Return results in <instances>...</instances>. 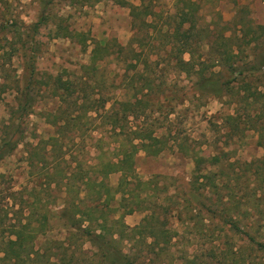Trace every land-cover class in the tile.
<instances>
[{
  "label": "rangeland",
  "instance_id": "rangeland-1",
  "mask_svg": "<svg viewBox=\"0 0 264 264\" xmlns=\"http://www.w3.org/2000/svg\"><path fill=\"white\" fill-rule=\"evenodd\" d=\"M128 1L134 5L142 3V0ZM153 2V9L159 12L158 17L168 23L166 29L187 39L191 50L184 54V58L190 60L193 53L197 62L207 61L206 65L214 71H205L203 75L196 72L191 76L178 73L170 64V59L174 61L175 58L161 55V66L165 65L162 75L172 81L171 96L178 100L172 103L179 111L173 131L179 133L180 138H187L192 149H201V156L210 161L216 159L229 163L228 158L232 161H251L262 157L264 138L250 125L256 123L263 128L260 131L264 130V0L253 10H250L246 0H200L194 17L182 26L178 24L181 21L178 12H181L184 1ZM232 2H235L233 7L230 6ZM60 20L73 31L89 34L91 39L87 51L82 50L76 40L78 37L56 36V24ZM38 22L39 32L33 35V26ZM133 35L131 8L113 0H0V142L10 130H16L24 137L12 154L0 162V241L4 236H10L13 225L19 223L16 219L21 218L24 223L27 210L23 213L15 211L33 200L30 192L37 181L32 175L35 168L29 162L30 149L38 143L37 151L50 159L47 151L52 148V141L39 142L58 134L56 126L45 116L47 110H57L60 103L48 83L59 75L72 80L81 75L82 65L90 62L92 39L127 46ZM141 37L147 38L144 33ZM157 37L161 40L162 35ZM151 38L148 37L145 42ZM222 39H228L227 44L231 48L228 54H206L210 41H215L218 46ZM112 48L114 52L110 61L101 65L109 70L116 69L113 75L116 74L119 82L122 76L124 78L126 69L122 62L116 60L118 48ZM227 55L232 59L226 60ZM30 57L34 60L40 80L47 82L40 84L33 112L20 117L18 108L21 93L29 82ZM155 59L157 57L153 56ZM216 59L221 60L218 66L213 65ZM127 61L132 62V58ZM225 61L233 63V67L230 68ZM129 69L132 71L135 68ZM130 71L127 72L132 74ZM200 76L210 79L204 84L205 88L203 86L204 93L197 86ZM122 87L119 91L107 89L105 94L107 96L110 92L120 99H130L131 90L125 85ZM213 88L217 89V94L206 92ZM69 99L75 106L73 98ZM67 103L64 101V104ZM117 107L118 104L112 100L106 104L105 110L111 113ZM228 114L238 116L241 121V127H244L242 138L234 136L224 122ZM106 120L101 117L91 128L84 127L81 132L71 129L65 132L66 148L73 159L84 162L86 169L97 162L99 150L96 144L100 137L104 139L100 143L106 149L105 156L117 157L118 152L109 148L116 143L113 129L118 131L119 124L115 120H112L113 124H106ZM161 133L158 131L157 135L161 136ZM171 144L157 156L140 151L135 158V174L142 180L153 179L155 183H160L149 205H156L160 212L166 208L170 210V225L175 230V238L163 256L158 258L159 250L150 249L152 238L130 233L120 243L128 259L134 264H264V215L256 216L253 211L246 210V205H242L243 215L233 227L231 223H224L219 212L221 207H215V214L208 212L211 206L209 193L190 189L195 169L191 154L186 155L174 142ZM211 167L216 171V166ZM120 177V173H113L109 182L117 186ZM42 180L46 182L45 177ZM155 183L151 188L156 187ZM245 186L241 179L240 194H243ZM50 193L52 197L56 195V201L48 207L46 231L36 234L32 241L34 249L41 254L34 264H46L48 259H61L65 264H103L98 245L73 236L61 218L63 191L52 189ZM122 211L119 208L114 217H120ZM146 214L147 210H138L123 218L129 226L135 227ZM13 237L16 238L15 235ZM116 237L119 238L118 235ZM2 255L0 250V257ZM0 264L14 262L0 258Z\"/></svg>",
  "mask_w": 264,
  "mask_h": 264
},
{
  "label": "trees",
  "instance_id": "trees-1",
  "mask_svg": "<svg viewBox=\"0 0 264 264\" xmlns=\"http://www.w3.org/2000/svg\"><path fill=\"white\" fill-rule=\"evenodd\" d=\"M113 1L131 8L134 35L127 46L111 42L102 43L92 39L90 62L82 65V74L75 80L59 75L48 83L51 84L53 95L60 99V103L57 110H47L45 116L51 124L56 126L58 134L47 141L39 142L43 144L52 141V148L47 151L50 159L37 151L38 143L29 151L30 165L33 169L35 168L32 175L37 181L30 192L33 200L15 211V213L19 211L23 213L27 210L25 221L22 223L21 218L16 219L19 225H13L10 236H4L1 239L0 250L3 255L0 258L2 260L13 261L14 264H34L36 257L41 256L40 252L34 249L32 241L36 234L45 232L48 227V207L56 201V195L52 197L50 193L52 189L53 191L62 190L64 193V208L60 215L69 227L70 233L98 245L101 263L134 264L120 248V243L130 233H139L140 237L152 238L149 243L150 249L159 250L157 255L161 258L175 238V230L170 225L172 215L168 208L160 212L157 211L156 205H149L152 204L150 199L156 194L160 183H155L153 179L139 178L135 174V158L140 151L157 156L172 146L171 142H174L186 155L191 154L195 169L190 189L209 193L211 206L209 205L208 212L215 214L217 211L215 207H221L219 212L224 223H231L233 227L243 215L242 205H246V210L253 211L256 216L264 215V155L251 161L238 159L232 161L230 158L227 159L229 163L216 159L210 161L201 156L199 153L201 149H192L187 138H180V134L173 131L179 111L172 103L178 100L171 96L172 81L162 75L165 65L161 66L163 62L161 55L165 54L167 58L173 56L175 60L170 59V64L175 72L187 73L188 76L196 72L203 75V72L208 70L214 72L212 67L210 69L206 65L207 61L197 62L193 58V53L190 60L184 58V54L191 50L186 42L187 39L166 29L168 23L162 21L161 16L158 17L159 12L153 9L154 0H142L140 5H134L128 0ZM182 1L184 6L181 12H178V17L181 18L178 23L180 26L192 19L200 6V0ZM56 27V36L78 37L76 40L82 50H88L90 45L88 41L91 39L88 33L73 31L69 26L64 25L62 20L58 21ZM33 29V35L39 32V22L34 24ZM142 33L145 37L152 38L145 42L147 38H142ZM159 34L162 35L161 40H158ZM154 39H156L155 42H153ZM222 40L223 42L218 46L215 41H210L206 54L220 52L221 55L228 54L231 49L227 44L228 39ZM112 46L118 48L115 53L116 60L119 63L122 62L126 69L124 78L121 75L122 79L119 82L115 78L116 74L113 75L116 69L109 70L105 65H101L104 61L105 63L110 61L109 58L114 52ZM153 56L157 59L153 60ZM128 58H132V62H128ZM231 59L232 57L227 55L226 60ZM220 62L221 60L216 59L213 65L218 66ZM228 62L225 61L226 64ZM228 64L230 68L233 67V63ZM129 67L135 69L130 71ZM40 78L36 72L34 60L30 57L28 60L29 82L21 93L22 100L18 108L20 117L33 112L34 102L41 89L40 84L47 82ZM208 80L210 79L202 76L197 79V86L202 93H204L203 86L205 88L204 84ZM123 85L131 90L130 99H120L117 94L113 95L110 92L106 96L107 89L119 91L123 89ZM206 92L217 94V89H208ZM69 98H73L75 106ZM112 100L118 104V107L110 113L105 108L106 104ZM188 100L192 101L191 98ZM64 101L69 103L64 104ZM173 115L176 116L173 117ZM101 117L108 120L106 124L108 122L113 124L112 120L118 121L119 130L113 129L116 143L109 148V150L117 151L118 154L115 158H107L106 149L103 144L101 145L104 139L100 137L96 144L99 150L96 156L97 162L88 165L86 169L83 161L73 159L69 153V149L64 144L66 139L64 135L68 129L81 132L84 127L91 128ZM224 122L228 124L234 136L238 138L244 136L242 133L244 127H241L242 123L238 116L228 114ZM250 128L257 129L264 138V130L260 131L263 128H259L256 123H252ZM158 131L162 132L161 136L157 135ZM17 132L10 130L9 135L2 138L0 162L12 154L23 141V135ZM212 165L216 166V171L211 167ZM113 173L121 174L117 186L109 182V177ZM44 177L45 183L42 180ZM241 179L246 183L243 194L239 193ZM154 183L156 187L151 188ZM53 185L55 187H52ZM119 208L123 211L116 219L114 215ZM138 210H147L148 214L140 224L131 227L123 217ZM194 216L197 217L198 214ZM46 264H65V262L61 259L55 261L48 259Z\"/></svg>",
  "mask_w": 264,
  "mask_h": 264
},
{
  "label": "crops",
  "instance_id": "crops-1",
  "mask_svg": "<svg viewBox=\"0 0 264 264\" xmlns=\"http://www.w3.org/2000/svg\"><path fill=\"white\" fill-rule=\"evenodd\" d=\"M262 0H246V4L249 6L250 10H253L255 8V5L261 2ZM235 5V2L231 3V7Z\"/></svg>",
  "mask_w": 264,
  "mask_h": 264
}]
</instances>
